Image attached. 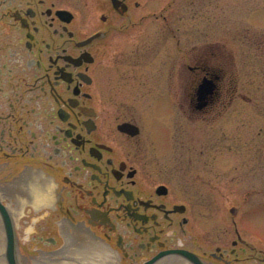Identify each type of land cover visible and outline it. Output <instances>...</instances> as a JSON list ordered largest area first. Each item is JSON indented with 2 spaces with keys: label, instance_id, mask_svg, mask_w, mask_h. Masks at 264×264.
Listing matches in <instances>:
<instances>
[{
  "label": "flooded vegetation",
  "instance_id": "flooded-vegetation-1",
  "mask_svg": "<svg viewBox=\"0 0 264 264\" xmlns=\"http://www.w3.org/2000/svg\"><path fill=\"white\" fill-rule=\"evenodd\" d=\"M149 3L0 0V201L19 264L62 248L65 264H264V22L210 21L189 61L179 39L151 57L133 38ZM164 75L186 93L178 111L222 121V188L239 198L220 213L193 157L169 167L149 151L166 143L138 100Z\"/></svg>",
  "mask_w": 264,
  "mask_h": 264
},
{
  "label": "rangeland",
  "instance_id": "rangeland-1",
  "mask_svg": "<svg viewBox=\"0 0 264 264\" xmlns=\"http://www.w3.org/2000/svg\"><path fill=\"white\" fill-rule=\"evenodd\" d=\"M212 1L213 3L209 4L206 0H150L147 11L149 17L143 22L147 30H134L133 38L138 35L137 39L143 40L142 42L145 41L151 57L162 56V58L173 53L179 39L181 59L182 61H189L190 52L194 46H197L199 51L204 49V32L210 21L220 22L221 20L227 23L264 22V0ZM216 7H223L225 12L222 14L220 10L215 9ZM251 13L253 14L250 16ZM158 14L160 17H156ZM174 31L177 34L175 39H173ZM167 78L164 75L160 78L149 79L147 95L142 98L138 95V102L141 105V110L138 112L144 115V119L147 120L144 123L146 129L153 133L152 125L159 126L162 129L159 132L163 134L166 143V146L163 147L162 135H160L159 144L155 142L149 151L153 150V154L156 156L153 158L155 163L156 161L168 162L170 163L169 167L174 166V162L182 158L188 165L190 158L193 157L192 166L197 169V173L214 181L213 185L215 186L208 190H200V193L218 201L219 205L213 207V213H220L225 207L222 203L224 202L223 199H228L229 205L226 200L225 203L229 207L236 203L237 198H239V190L222 188L221 174L224 173L220 158L222 121L220 119L208 121L203 117L194 118L188 110L178 111L177 106L175 107L176 102L173 101L175 98L172 99V95H174L173 93L178 94L179 91L174 92L173 88L168 86L169 80ZM183 90L181 87L179 93L181 101L186 98V93H183ZM135 98V95L127 97L130 103ZM239 123L236 124L233 118L230 119L228 125L229 128H233L230 132L236 131V127H238L246 135L251 127H239ZM213 135L215 136L213 137ZM153 139L156 141L154 136ZM215 155L216 158H213ZM59 244H62L61 239H59ZM24 247L26 251L30 250L29 243Z\"/></svg>",
  "mask_w": 264,
  "mask_h": 264
},
{
  "label": "water",
  "instance_id": "water-1",
  "mask_svg": "<svg viewBox=\"0 0 264 264\" xmlns=\"http://www.w3.org/2000/svg\"><path fill=\"white\" fill-rule=\"evenodd\" d=\"M206 86H207V82L204 81L203 84L200 86V89L203 90L204 88H206ZM124 129H131V126L126 125ZM50 194L51 193L43 195L41 199H39L40 197L37 198L36 201L34 202L35 205L43 206V205L51 204ZM0 212L3 216V224L5 229V245H6V249H5L4 234L2 232L3 226L0 221V264H19V260H18L19 249H18V241L16 237L15 225L12 218L10 217V214L6 206H4L1 201H0ZM4 250H5V254H4ZM20 263L21 264H65L64 248L57 250L53 253H44L41 255V257L33 259V261L22 259Z\"/></svg>",
  "mask_w": 264,
  "mask_h": 264
}]
</instances>
